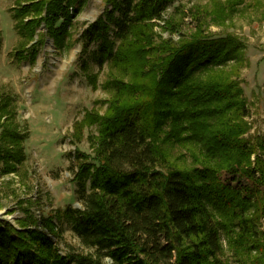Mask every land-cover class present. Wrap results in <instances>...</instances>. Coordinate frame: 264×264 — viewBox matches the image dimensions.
<instances>
[{
	"label": "trees",
	"instance_id": "obj_1",
	"mask_svg": "<svg viewBox=\"0 0 264 264\" xmlns=\"http://www.w3.org/2000/svg\"><path fill=\"white\" fill-rule=\"evenodd\" d=\"M178 1L106 0L84 30V53L100 70L110 68L104 88L111 97L107 114L93 120L100 128L92 153L73 154L82 208L17 219L18 226L0 221V264H226L224 240L245 264H264V134L246 137L250 111L239 79L245 46L234 35L207 34L192 12L195 33L183 34L185 19L166 17ZM84 2L24 0L14 8L21 41L33 42L17 50V60L32 65L42 36L60 47ZM244 2L230 0L225 19ZM159 25L179 40L157 34ZM87 67L96 89L97 75ZM12 103L0 99V176L26 162L28 135ZM176 147L194 160L193 169L174 165ZM223 172L250 183L233 186ZM57 222L90 252L62 253Z\"/></svg>",
	"mask_w": 264,
	"mask_h": 264
},
{
	"label": "rangeland",
	"instance_id": "obj_2",
	"mask_svg": "<svg viewBox=\"0 0 264 264\" xmlns=\"http://www.w3.org/2000/svg\"><path fill=\"white\" fill-rule=\"evenodd\" d=\"M83 1V6L76 13L74 11L63 44L58 47L53 39L42 36L37 58L31 65L28 60L19 61L16 57L17 50L28 44L21 41L17 33L12 10L24 0H0V99H12L17 121L28 135L24 165L18 173L0 176L2 222L18 226L17 219L39 220L69 205L82 208L78 186L73 182L76 171L73 154L76 149L92 153L90 139L99 135L100 128L93 120L95 116L107 114L111 97V91L104 88L111 80L109 66L100 70L91 54L84 53L81 39L88 25L104 12L106 0ZM229 1L180 0L167 10L166 17L180 19L182 16L185 19L182 33L189 35L195 33L193 17L200 16L207 34L234 35L243 42L246 61L239 79L250 111L247 119L251 131L246 137L252 138L264 134V0H245L225 19L223 10L226 11ZM177 6L181 13L176 11ZM155 31L164 39L172 37L178 41L180 38L178 34L163 31L161 26ZM38 32L43 35L46 30L40 27ZM95 48L92 46L90 50ZM84 62L88 64L89 73L97 75L96 89L88 83L82 68ZM117 74L115 71L114 75ZM172 153L175 166L190 169L196 166L189 155H184L182 148L176 147ZM221 179L238 188H245L250 183L246 177L233 179V175L226 172L222 173ZM57 225L61 240L56 241L62 253L70 249L82 254L90 252L70 226L61 222ZM260 228L264 232L263 219ZM223 247L221 258L226 264L247 263L229 249L226 240Z\"/></svg>",
	"mask_w": 264,
	"mask_h": 264
}]
</instances>
